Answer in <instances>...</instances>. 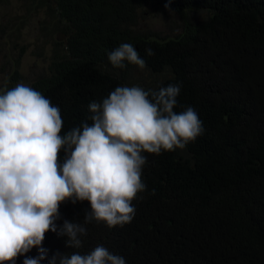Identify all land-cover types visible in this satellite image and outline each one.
<instances>
[{
    "label": "trees",
    "instance_id": "trees-1",
    "mask_svg": "<svg viewBox=\"0 0 264 264\" xmlns=\"http://www.w3.org/2000/svg\"><path fill=\"white\" fill-rule=\"evenodd\" d=\"M41 2L66 42L52 39L46 68L28 86L59 107L61 135L91 125L89 104L102 103L117 86L159 90L170 84L180 85L173 110L192 107L203 132L184 149L142 153L146 189L131 202L130 223H85L88 201L61 203L57 231L67 220L83 225L86 235L74 248L66 246V235L48 231L39 264L96 246L126 264H264V0ZM150 4L170 7L178 30L140 31L138 17ZM191 12L202 13L201 19ZM122 43L133 45L145 68L127 61L122 69L111 65L108 54ZM16 78L0 94L15 87ZM146 78L145 85L136 84ZM38 254L33 247L15 264Z\"/></svg>",
    "mask_w": 264,
    "mask_h": 264
},
{
    "label": "clouds",
    "instance_id": "clouds-1",
    "mask_svg": "<svg viewBox=\"0 0 264 264\" xmlns=\"http://www.w3.org/2000/svg\"><path fill=\"white\" fill-rule=\"evenodd\" d=\"M108 60L121 69L124 61L146 67L130 43L111 51ZM179 92L178 84L159 90L117 86L102 103L89 104L91 125L83 123L64 135L59 107L40 91L18 83L0 94V264H15L33 247L39 254L26 256L23 264H39L48 231L66 235V246L81 247L83 225L65 220L57 231L59 207L66 200L89 202L85 223L103 221L109 228L130 223L135 214L131 202L146 189L141 170L147 157L142 153L184 149L203 132L192 107L173 110ZM57 259L58 264H126L103 246L84 255L57 253L49 264Z\"/></svg>",
    "mask_w": 264,
    "mask_h": 264
},
{
    "label": "rangeland",
    "instance_id": "rangeland-1",
    "mask_svg": "<svg viewBox=\"0 0 264 264\" xmlns=\"http://www.w3.org/2000/svg\"><path fill=\"white\" fill-rule=\"evenodd\" d=\"M45 10L41 0H0V91L15 73V85H29L46 68L52 39L61 31L45 18ZM191 13L192 17L201 19L202 13ZM136 27L140 31L169 35L178 30L179 19L170 7L150 4L138 17ZM147 81L148 78L136 84L145 85Z\"/></svg>",
    "mask_w": 264,
    "mask_h": 264
},
{
    "label": "water",
    "instance_id": "water-1",
    "mask_svg": "<svg viewBox=\"0 0 264 264\" xmlns=\"http://www.w3.org/2000/svg\"><path fill=\"white\" fill-rule=\"evenodd\" d=\"M63 35H64L63 33L57 32L55 36H56L57 39H62ZM62 40L64 41V43L66 42L65 39H62Z\"/></svg>",
    "mask_w": 264,
    "mask_h": 264
}]
</instances>
